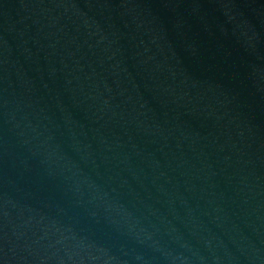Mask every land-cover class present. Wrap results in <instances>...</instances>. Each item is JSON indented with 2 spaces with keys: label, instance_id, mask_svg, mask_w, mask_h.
<instances>
[{
  "label": "water",
  "instance_id": "1",
  "mask_svg": "<svg viewBox=\"0 0 264 264\" xmlns=\"http://www.w3.org/2000/svg\"><path fill=\"white\" fill-rule=\"evenodd\" d=\"M0 264H264V0H0Z\"/></svg>",
  "mask_w": 264,
  "mask_h": 264
}]
</instances>
